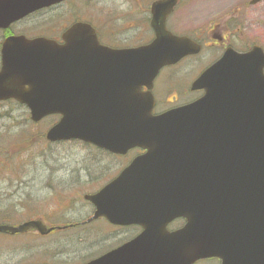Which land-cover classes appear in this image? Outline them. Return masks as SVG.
I'll return each mask as SVG.
<instances>
[{
	"label": "water",
	"instance_id": "water-1",
	"mask_svg": "<svg viewBox=\"0 0 264 264\" xmlns=\"http://www.w3.org/2000/svg\"><path fill=\"white\" fill-rule=\"evenodd\" d=\"M25 1L0 0V28L61 0ZM25 3L28 9H23ZM176 4H152L155 39L140 48H103L86 24L74 26L62 48L42 39L7 40L0 101L25 105L36 123L61 116L47 133L51 142L79 140L115 154L146 150L85 199L98 206V215L121 224L140 222L141 214L149 212L154 215L143 220L164 214L167 219L185 217L196 230H207L217 219L221 240L205 243L196 236L199 247L190 257L184 231L179 243L183 256L176 264L205 257H220L223 264H264V52L260 47L243 55L227 52L195 81L193 90H203V97L154 116V99L142 87L150 91L163 68L199 50L165 29ZM193 171L211 175L196 177L193 186L199 189L191 194L187 172ZM176 187L184 191L176 192ZM30 225L0 227V232H21ZM143 241L144 236L114 257L125 254L127 263L145 264L148 252L136 253ZM228 245L236 254L227 255ZM157 260L166 264L174 258L161 252Z\"/></svg>",
	"mask_w": 264,
	"mask_h": 264
},
{
	"label": "flooded vegetation",
	"instance_id": "flooded-vegetation-1",
	"mask_svg": "<svg viewBox=\"0 0 264 264\" xmlns=\"http://www.w3.org/2000/svg\"><path fill=\"white\" fill-rule=\"evenodd\" d=\"M129 1L127 10L118 12L116 15L107 12V16L101 19L99 17L84 18L77 0H61L58 3L26 14L24 17L13 22L9 27L5 29L0 28V70L2 68V48L7 40L18 37H23L29 41L42 39L52 45L54 44L57 48H62L67 44L68 32L78 24L89 25L94 32L99 46L103 48L129 50L150 44L155 39V31L152 28L153 16L151 6L153 3L163 0L152 2L148 12L141 10V0ZM213 2L214 0H177L173 11L166 16L164 22L165 29L175 36L188 38L199 50L197 53L185 57L177 64L163 68L154 80L150 91L148 88L142 87L141 92L144 94L150 92L154 99L152 111L154 116L189 105L203 97L205 94L203 90H193L195 81L207 69L218 63L227 52L233 51L237 54H245L250 52L254 47H262L256 40H250L247 35L251 33L250 30L256 32L257 28H259L260 22L257 13L258 10H261L264 14V0L257 3H254L253 0H239L236 5L232 4L229 10L225 11L224 9L220 13L221 15L209 12L218 2L221 5L220 0H216L211 5ZM136 6H138L137 10ZM183 8H187L189 13L187 16L181 18L179 12ZM23 9H28L27 3L24 4ZM224 17H226V20ZM38 26H40V29ZM143 30H148L152 39L147 40L145 35H143ZM262 49L264 50L263 47ZM168 94L170 96L173 94L171 100H169L170 96H166ZM4 104H11L17 108L16 110L27 115L30 114V111L25 106L14 101H8ZM54 118L57 119L56 122L53 124L48 123V125L46 124L47 122H29L25 125H19V123L5 124V127L7 125L13 127L16 125L17 127L15 128L20 127L19 130H24L27 129L26 126H32L37 129L42 125H46L39 138L43 137V141L50 148L54 145L60 146L63 144V142L51 143L47 140L48 131L60 119L59 116H55ZM3 126L0 123V133L5 130ZM25 135L33 136L31 132ZM0 139H2L1 136ZM26 139L28 138H24V140ZM85 146L90 147L95 152V155L91 156L90 165L82 167V171L79 174H76L74 171L67 173L66 177L71 176L69 180H66V177L57 178L55 173L49 171L45 167V162H43V169L46 168L47 180L50 184L54 179L55 183L72 188L80 179L84 178L85 181L83 182L88 183L89 180L87 179L95 174L96 176L100 175V173L110 174L114 168L115 171L118 170L105 185L93 193L97 194L106 185L116 179L134 159L146 153V150L135 148L129 150L126 154H115L95 145L85 144ZM24 174H35V172L29 171ZM187 174L188 177H192V180L187 181L192 185L190 186L191 194L199 189L193 186L196 177H210L211 175L207 172L194 171L187 172ZM236 176H238L237 173ZM14 178L12 177L11 179ZM33 178L35 179V177ZM21 185L22 182L16 184L17 191L21 188ZM1 188L0 211H3V209L11 210L15 206H18L19 209L22 207V212L27 215L26 217L30 216V218L19 221L8 217V214L2 213L0 214V227L17 229L27 224L31 225L21 232H13L11 230L0 232V264H16L14 258L17 255L22 259L28 260L32 256L31 253L35 252L32 249L38 248V241L40 243L43 242L41 244L42 248L44 246H52L48 242L43 241L48 239L53 240L51 242L54 246L56 245L58 250L55 255L47 260L50 264H70L71 262L72 264H129V262L127 263L125 254L123 257L120 256V253L115 257L114 255L122 250L125 253L127 246H130L142 236H144V241L140 244V248L136 253L148 252L149 256L145 264H157V259L161 252L166 256L171 255L174 258V261L167 262L166 264H176L178 263V256H183V253L179 251V243L184 237V231H187V252L190 257L194 256L195 250L199 247L195 243L196 236L205 243H208L211 239L215 241L221 240L222 231L219 227L220 224H217V219H214L212 224L211 220H209L212 227L207 230H204V228L196 230L194 223L191 226V221L185 217L167 219L166 214H164L162 218H145L143 220L144 215H154L149 212L141 214L142 218L140 222L121 224L119 221H112L98 215V206L86 200L79 204L60 202L65 209V212L59 213L64 215L62 216L50 214L49 210L41 212L40 205L42 208L47 207H45V204H40L39 202L35 204L33 198L36 197L33 194L22 193L13 197L7 193L3 194L6 190L10 191V188L7 186H1ZM44 190L49 192L46 193L47 198L51 196L52 190L48 184L44 185ZM175 191H184V189L176 187ZM54 193L56 194V192ZM86 195L92 194H85L84 196ZM27 198L30 200L28 201ZM4 200L8 201V203L5 204ZM26 205H29V207L25 208ZM76 205L79 208L78 216L80 218L69 220L71 212ZM159 205L156 203V206ZM4 215L7 217H3ZM202 235L203 238L201 237ZM230 237L232 238V236ZM144 242L149 243L142 245ZM228 247V256L233 253L236 254L232 245H228ZM26 248L30 249V251L27 252ZM73 259L79 261L74 263ZM48 263L25 262L20 264ZM190 264H223V260L220 257H205Z\"/></svg>",
	"mask_w": 264,
	"mask_h": 264
},
{
	"label": "rangeland",
	"instance_id": "rangeland-1",
	"mask_svg": "<svg viewBox=\"0 0 264 264\" xmlns=\"http://www.w3.org/2000/svg\"><path fill=\"white\" fill-rule=\"evenodd\" d=\"M77 1L79 3L80 9H82L81 13L83 17L87 19H91L94 17H99L101 19L102 17L107 16V12H111L112 14L116 15L118 12L127 10L128 4L130 2L129 0ZM141 1V10H146L148 12L151 3L155 0ZM220 1L221 5L220 2H218L217 5L211 8L209 12L220 14L221 12H223L224 9L225 11L229 10L232 4L236 5L239 2V0ZM215 2L216 0H214L211 5H213ZM96 3H98V5H96ZM137 9L138 6H136V10ZM188 13L189 10L187 8H183L180 10L179 16L182 18L187 16ZM257 16L259 17L260 22L259 28H257L256 32L250 30L251 33L247 36L250 38V40H256L258 44L264 48V19H262L264 17V14L261 10H258ZM224 19L226 20V17H224ZM40 26H38L39 29ZM143 31V35H145L147 40L152 39V36L148 30ZM171 95L172 96H170V94L166 95L170 96L169 100H171V97H173V94ZM16 109L17 108L15 106H12L11 104L0 106V123L4 125L3 127H5V124L19 123V125H25L26 123L30 122L29 115ZM55 122L56 120H48L46 124H53ZM45 126L42 125L37 129L32 126H26L27 129L19 130L20 127L15 128L17 127L16 125H14V127L11 125H7L5 127V130L2 129L4 131L0 133V136L2 137V139H0V190H2L1 186H7L11 190H6V192H4L3 194L7 193L9 196L13 197H16L17 195L22 193H28V195L33 194L36 197L33 198L35 204L39 202L40 204H45V207H47L42 208V206L40 205L39 207H41L42 209L41 212H47L49 210L50 214L62 215L59 213L65 212V209L62 207L63 204H61L60 202H70L69 204H79L83 202V197L85 194H93L96 190L100 189L117 173L118 170L115 171L114 168V170L110 174L100 173V175L98 176H96L95 174L91 178L87 179L89 180L88 183L83 182L85 181L84 178L80 179V181L76 182L72 186V188L60 183H55L54 179L51 181L50 184L47 180V172L45 171L46 168L49 171L55 173L56 177L60 179L65 178L67 173H70L71 171H74L76 174H79L82 171V167L90 165V158L91 156L95 155V152L90 147L85 146L79 142H71L59 147L51 146L50 148H48L47 143L45 144V142L43 141V137L41 139L39 138V136L42 135ZM30 132L33 134V136L25 135L26 133ZM24 138L28 139L24 140ZM43 162H45V169H43ZM13 171L15 174L13 173ZM29 171H34L35 174H24L25 172ZM22 172L23 174H21ZM82 175L83 174H81V176ZM12 177L15 178L11 179ZM33 177H35V179ZM70 178L71 176H68L65 179L69 180ZM21 182V188H19L17 191L16 184ZM45 184H48V186L52 190V194L48 198L46 193L49 192L44 190ZM54 192H56V194ZM44 198L47 199L43 200ZM27 200L29 201L30 199L27 198ZM4 203L6 204L8 203V201L4 200ZM26 207H29V205H26L25 208ZM21 209L22 207H20L19 209L18 206H15L11 210L3 209V211H0V214H8V217L12 219H17L19 221H24V219L30 218V216L26 217L27 215L24 214ZM78 210V205H76L73 211L71 212L72 214L69 217V220H75L80 218V216H78ZM7 216L4 215L3 217ZM43 241L48 242L49 245L52 246H44V248H42L41 244L43 242L40 243L38 241V248H36L37 250L32 249L35 250V252L31 253L32 256L28 260L22 259L20 256L17 255V257L14 258L15 263H48L47 260H49L53 255H55L58 250L56 245L54 246V244L51 242L53 241L52 239ZM30 243L32 242L30 241ZM26 250L27 252L30 251V249L27 248ZM73 261L75 263L79 260L73 259ZM70 264H72V262Z\"/></svg>",
	"mask_w": 264,
	"mask_h": 264
}]
</instances>
